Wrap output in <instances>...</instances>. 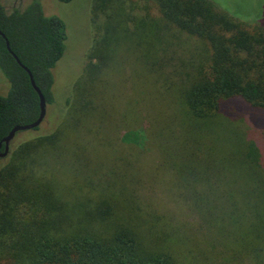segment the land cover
<instances>
[{
    "label": "rangeland",
    "instance_id": "374dc122",
    "mask_svg": "<svg viewBox=\"0 0 264 264\" xmlns=\"http://www.w3.org/2000/svg\"><path fill=\"white\" fill-rule=\"evenodd\" d=\"M0 1L11 13L34 0ZM40 1L46 15H58L65 22L66 49L53 70L54 104L48 106L40 132L17 134L15 146L59 127L54 120L67 111L72 90L84 89L96 77L90 67L100 64L95 54L106 51L107 68L100 74L106 81L97 109L64 145L66 152L57 167L63 181L71 182L59 180L70 208L89 210L85 200L98 199L100 191L111 185L116 195L125 191L128 200L122 201L123 208L131 225L157 247L158 240H166L162 247L170 246L179 264H264V111L239 97L226 100L222 120L198 127L205 132L198 150L191 143L197 132L185 129L179 97L167 91L181 88L187 74L191 78L195 70L208 69L210 44L171 27L163 33L158 28L162 15L152 0ZM207 1L249 30L264 29V0ZM9 89L0 71V94L6 96ZM79 108L72 110V122L78 123ZM142 131L146 139L141 134L140 140H124L125 134ZM252 151L259 160L248 159ZM86 178L94 184L74 182H87ZM195 188L202 192L211 215L224 220L218 224L219 229L224 227L223 235L212 223V233L205 237L219 242L216 249L214 241L209 247L210 242L190 238L181 220L169 214L186 213L182 207ZM109 201H115L112 195Z\"/></svg>",
    "mask_w": 264,
    "mask_h": 264
},
{
    "label": "trees",
    "instance_id": "16d2710c",
    "mask_svg": "<svg viewBox=\"0 0 264 264\" xmlns=\"http://www.w3.org/2000/svg\"><path fill=\"white\" fill-rule=\"evenodd\" d=\"M152 1L162 15L160 22L164 23L159 22L158 28L163 33L168 32L167 28H175L188 37L208 42L212 49L208 69L195 70L191 78L187 74V82L178 90L167 89L179 97L187 132H197L191 143L196 144L198 150H201L205 133L198 131V127L220 119L226 100L239 97L253 109L264 111V29H247L207 0ZM0 30L12 51L33 74L48 106L54 104L53 70L65 54V22L58 15H46L39 1L11 13L0 1ZM108 54L106 51L95 54L100 64L90 68L97 72L96 77L85 82L84 89L76 86L72 90L74 94L66 101L67 111L59 113L54 120L60 122L55 131L33 134L16 146L12 142L9 155L0 158V264H179L170 246L162 247L161 243L166 240H158L157 247L154 240L148 239L126 219L122 201L128 199L124 190V194L116 195L112 186L107 185L98 199L85 200L90 208L84 212L71 209L61 192L59 180H65L63 173L57 170L62 162L61 153L66 152L64 145L94 116L105 86L106 80L100 74L107 68ZM0 71L10 84L8 94H0L1 143L15 126L29 125L39 118L40 99L28 73L10 54L1 35ZM78 105L81 117L77 123L71 121V116ZM40 130L39 127L33 132ZM144 131L125 134L124 140L129 143L140 140L141 134L146 139ZM4 151L3 145L1 152ZM253 151L248 159L259 160ZM86 180L74 182L80 186L94 184L89 178ZM201 194L195 188L186 199L188 205L182 203L187 212L177 210L169 214L181 220L190 238L210 242L209 247L216 249L219 242L205 237L212 233V225L219 229V220L222 223L224 220L211 215ZM109 195L114 197L113 203ZM223 228L217 230L218 233L223 235ZM226 260L232 262L231 257Z\"/></svg>",
    "mask_w": 264,
    "mask_h": 264
},
{
    "label": "water",
    "instance_id": "95a60500",
    "mask_svg": "<svg viewBox=\"0 0 264 264\" xmlns=\"http://www.w3.org/2000/svg\"><path fill=\"white\" fill-rule=\"evenodd\" d=\"M0 35L6 40L7 49L10 52V54L14 57V59L17 61V63L28 73L30 81H31V85L34 88V90L37 92L39 99H40V115H39V118L32 124L15 126L11 130L9 135L7 137H5L4 140L0 143V158H6L10 153L11 144L14 141V139L16 138L17 134H19L21 132L33 131L34 129L39 128L43 124V122L45 121V119L47 117L48 104H47L46 98H45L44 94L42 93L41 89L37 86V84L34 80L33 74L25 65L22 64V62L19 60V58L16 56V54L12 51L10 43H9L6 35L1 30H0ZM3 145L5 146V151L2 153L1 149H2Z\"/></svg>",
    "mask_w": 264,
    "mask_h": 264
},
{
    "label": "flooded vegetation",
    "instance_id": "af4514ba",
    "mask_svg": "<svg viewBox=\"0 0 264 264\" xmlns=\"http://www.w3.org/2000/svg\"><path fill=\"white\" fill-rule=\"evenodd\" d=\"M34 1H39V2H41L40 0H34ZM34 1H33V2H34ZM56 1H58L59 3H69V2H63L62 0H56ZM33 2H31V3H33ZM31 3H30V4H31ZM30 4H29V5H30ZM42 5H43V4H42Z\"/></svg>",
    "mask_w": 264,
    "mask_h": 264
}]
</instances>
